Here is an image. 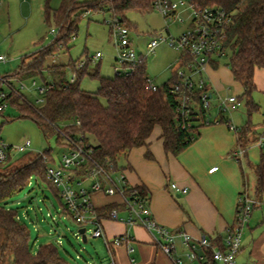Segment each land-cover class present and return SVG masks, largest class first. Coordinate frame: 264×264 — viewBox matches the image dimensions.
Here are the masks:
<instances>
[{
	"label": "trees",
	"instance_id": "16d2710c",
	"mask_svg": "<svg viewBox=\"0 0 264 264\" xmlns=\"http://www.w3.org/2000/svg\"><path fill=\"white\" fill-rule=\"evenodd\" d=\"M191 1L216 6L233 14V22L228 28L227 46L231 56L227 65L234 80L243 87L239 100L248 113V121L238 127L236 132L238 148L234 152L243 149L245 156L248 146L245 139L254 129L251 117L260 110L253 93L256 90L255 71L257 68L264 69V0ZM153 2L154 0H63L62 6L56 10L47 5L46 21L50 23L53 17L58 30L54 42L42 47L34 55L32 53L31 61L25 56L14 73L3 76L11 78L8 76L17 72L15 78L18 80L41 76L44 85L51 82L54 84L45 92L44 102L40 104L29 101L22 93L14 92L10 93L8 103L18 109L21 117L33 118L47 139L57 135L59 143L66 140L71 148L79 145L90 151L89 167L95 163L109 171L121 170L120 158L126 157L135 147L148 145L156 127L161 128L160 138L165 151L177 156L197 138L198 128L204 125L202 121L206 112L201 109L200 115L195 114L191 119L194 122L191 127H179L176 104L168 92L171 79L159 85L158 91H153L148 87L151 78L147 74L145 63L113 77L102 76L97 68L89 69V61L80 69L76 68L79 60L72 65L46 63L54 52V46L76 33L79 21L88 10L111 11L122 23L126 20L125 11L149 10L152 9ZM118 14L122 16L118 17ZM217 66L218 64L215 65ZM68 68L76 74L73 83L67 80ZM45 70L52 80L44 76ZM85 76L99 80L97 91L81 87L80 80ZM1 86L0 80V89ZM227 121L228 118L223 115L221 122ZM262 134L264 136V132ZM146 155L151 157L150 153ZM51 158V152L47 149L27 160L0 162V264H67L53 243L44 244L36 254L32 253L30 230L20 221L17 210L2 204L29 185L33 175L45 181L63 203L58 186L46 177L47 161ZM238 160L241 161L242 156ZM87 167L76 168L75 172L85 174ZM252 167L256 176L253 196L264 201V145L261 147L259 163ZM136 188L142 195H148L144 186ZM114 209L125 212L126 206L116 201L94 207L99 220L104 217L112 218L110 213ZM210 241L211 246L205 250L209 257L214 249L224 247L220 236H210Z\"/></svg>",
	"mask_w": 264,
	"mask_h": 264
},
{
	"label": "rangeland",
	"instance_id": "374dc122",
	"mask_svg": "<svg viewBox=\"0 0 264 264\" xmlns=\"http://www.w3.org/2000/svg\"><path fill=\"white\" fill-rule=\"evenodd\" d=\"M185 1L190 2V0ZM62 3L63 0H0V55L5 57V61L0 62V76L14 73L25 56L31 61L35 52L54 42L56 35L50 31L52 28H56V24L53 17L50 23L46 21L45 10L47 5L52 10L59 9ZM180 12L185 18L184 22L167 20L157 9L145 11L130 9L125 11L126 20L119 23V26L128 28L129 38L139 54L146 50V45L155 32L163 31L169 27L171 33L177 36L189 28L191 22L189 11L182 7ZM121 16L118 14V17ZM115 19L116 16L111 11L94 12L88 10L79 21L76 33L72 34L68 40L61 41L63 44L54 46V52L46 60L47 65L59 63L72 65L74 61L86 60L90 63L89 69L97 68L100 74L105 77L115 76V67L119 65L116 61L118 36L116 33L117 25L114 24ZM97 52L102 53V58L92 62V56ZM230 56L229 54L220 61V69L226 78L220 83L222 88L220 91L223 95L237 93L241 90L229 72L230 68L227 64ZM179 58L180 52L162 44L154 54L148 55L145 61L147 74L156 84L162 85L172 79L173 68L179 62ZM16 73L8 77H11L18 87V79L15 78ZM44 73V76L50 80L49 72L45 70ZM72 76V70L68 68L67 80H70ZM34 80L37 85L44 82L41 76L24 80L27 88L22 89V94L29 101L39 104L37 100L43 95L34 85ZM80 84L83 89L97 91L99 80L85 76L80 80ZM1 88L9 91L7 84L2 83ZM255 98L258 103L260 102V110L254 112L251 117L254 129L245 139L248 146L246 155L242 156L241 163L247 183L243 187V192L246 191L250 195L254 194L256 184V176L252 166L260 161L261 147L259 141L264 132V95L262 92L256 91ZM217 103L218 99L215 97L213 113L216 111L214 108ZM232 114L237 125L243 126L248 121V113L244 104L236 108ZM158 131L159 128L156 127L154 134ZM0 138L13 146L22 145L27 140L31 141L30 148L25 152L16 153L13 157L14 160H27L30 156L43 153L49 149L52 158L47 161V166L59 165L62 156L71 149L66 140L59 143L57 135L47 139L33 118L21 117L18 109L11 104L2 114L0 113ZM124 162L125 157L122 156L119 164ZM121 171L122 169L118 170V173ZM90 183L91 180H86L87 185ZM171 192L174 199L180 203L182 197H178V193L174 190ZM4 203L6 207L17 210L20 221L26 224L30 230L31 251L34 254L39 251L42 245L53 243L67 264H108L111 262L113 249L118 247L110 248V250L103 237H94V224L86 226V240H84L78 232L82 225L78 224L72 217L64 207V202L61 203L58 200L49 185L36 175H33L29 185L2 202V204ZM115 221L121 220L115 219ZM101 222L104 232L108 236L103 221ZM249 222L250 228L246 227L243 233L244 244L247 240L258 238L264 232V204L253 209ZM166 228L170 229L169 227ZM250 247V244H247L243 253L239 252L237 262L242 258L258 261L249 255ZM135 248L136 251L132 256L138 259L137 246Z\"/></svg>",
	"mask_w": 264,
	"mask_h": 264
},
{
	"label": "built area",
	"instance_id": "2783aa9c",
	"mask_svg": "<svg viewBox=\"0 0 264 264\" xmlns=\"http://www.w3.org/2000/svg\"><path fill=\"white\" fill-rule=\"evenodd\" d=\"M184 7L189 11L191 20L190 26L179 35L171 33L169 27L160 32H155L146 45V50L137 53L127 27L119 26L116 18L114 24L117 25L118 36L116 61L119 65L115 67L116 74H124L138 64L145 63L148 55L154 54L156 49L162 45L173 48L180 52L179 62L173 68V77L169 81L168 92L176 104L177 121L179 127L185 129L191 127L194 122L191 119L195 114L200 115L201 109L206 114L203 117V124L209 125L221 121L224 115H230L243 103L239 100L240 95L230 94L227 96L214 95L212 86L207 74L211 67L220 64L222 58L229 55L228 28L233 22V14L219 7L202 5L196 1L187 2L185 0H154L152 9L159 10L167 20L184 22L180 9ZM51 33L57 34L58 30L52 28ZM102 58V53L97 52L92 56L91 61L96 62ZM5 61V57L0 55V62ZM86 60H79L76 68L85 66ZM73 76L68 80L73 83L76 79ZM3 84H7L9 91L0 89V112L8 107V97L11 92L21 94L22 89L27 88L24 80H18L17 85L13 79L0 76ZM34 85L42 93V98L37 103L44 102V95L54 84ZM148 87L153 91L159 90V85L149 79ZM218 99V103L213 113V100ZM78 125L80 122L78 121ZM229 129L237 132L238 127L228 118ZM260 147L264 145V137L259 141ZM31 146V141L13 146L7 144L0 138V162L6 163L13 159L16 153L25 152ZM244 150H238L236 155L243 156ZM90 151L77 145L66 152L57 166H46V177L58 186L62 201L68 212L78 222L85 227L94 224V237H103L108 248H114L126 244L129 251L134 248L130 245L133 239L128 234H123L109 239L103 229L101 220L97 217L92 202L94 193H102L107 196L118 195L121 203L126 206V216H119V211L114 209L110 215L113 219L126 222L129 225H141L154 234L157 246L173 261L174 264H238L237 255L242 248L243 233L249 224L253 209L258 205H263L264 201L255 198L248 192H241L237 199V213L234 224L226 230L225 237H222L223 248H216L209 257L206 249L211 246L210 236L203 234L199 239H194L185 231H172L161 225L154 217L150 207L149 195H142L136 186L129 184L127 177L122 170L109 171L99 164L89 167ZM88 166L85 174H77L76 168ZM86 180H91L89 185ZM171 188L177 193H186L187 187H181L177 183H172ZM81 228V227H80ZM182 238L183 252H179L178 238ZM111 250V249H110ZM116 264L114 256L111 262Z\"/></svg>",
	"mask_w": 264,
	"mask_h": 264
},
{
	"label": "crops",
	"instance_id": "0c3cea01",
	"mask_svg": "<svg viewBox=\"0 0 264 264\" xmlns=\"http://www.w3.org/2000/svg\"><path fill=\"white\" fill-rule=\"evenodd\" d=\"M229 72L234 80L230 69ZM207 77L216 96L241 95L243 92L242 85L236 81L241 88L240 92L225 95L221 93L220 83L226 78L220 64L209 68ZM255 84L254 99L256 91L264 95L263 68L256 69ZM226 117L237 127L242 126L235 123L233 114ZM158 128L159 131L151 135L148 145L133 148L120 165L129 184L147 189L151 210L161 225L172 231H185L194 239H199L203 234L225 237L227 228L236 220L238 196L247 184L242 160L239 161L237 152H234L238 148L237 133L221 121L202 125L198 128L197 138L175 156L165 151L160 138L162 131ZM171 183L188 188L186 193H178V197H182L180 203L172 195ZM116 201L121 202L118 195H92L95 208ZM123 215L126 216V213L119 212L120 217ZM111 219L104 217L101 220L109 239L123 234L133 238L130 242L133 252L129 251L126 244L113 249L116 264H174L157 246L154 234L147 228ZM246 227L250 228V224ZM178 243L181 253L184 250L181 237L178 238ZM247 244L251 246L249 255L258 261L242 258L238 260V264H264V232L258 238L247 240L245 244L243 241L241 254ZM135 246L138 259L132 256L136 251Z\"/></svg>",
	"mask_w": 264,
	"mask_h": 264
},
{
	"label": "water",
	"instance_id": "95a60500",
	"mask_svg": "<svg viewBox=\"0 0 264 264\" xmlns=\"http://www.w3.org/2000/svg\"><path fill=\"white\" fill-rule=\"evenodd\" d=\"M78 232L82 235L83 239L86 240V228L81 227L79 228Z\"/></svg>",
	"mask_w": 264,
	"mask_h": 264
}]
</instances>
